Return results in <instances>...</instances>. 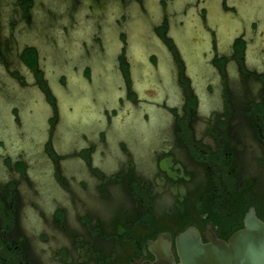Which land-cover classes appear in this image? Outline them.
Listing matches in <instances>:
<instances>
[{
  "label": "flooded vegetation",
  "instance_id": "flooded-vegetation-1",
  "mask_svg": "<svg viewBox=\"0 0 264 264\" xmlns=\"http://www.w3.org/2000/svg\"><path fill=\"white\" fill-rule=\"evenodd\" d=\"M248 218L264 0H0V264H211Z\"/></svg>",
  "mask_w": 264,
  "mask_h": 264
},
{
  "label": "water",
  "instance_id": "water-1",
  "mask_svg": "<svg viewBox=\"0 0 264 264\" xmlns=\"http://www.w3.org/2000/svg\"><path fill=\"white\" fill-rule=\"evenodd\" d=\"M158 254L159 259L155 264H174L167 245L162 244ZM184 254L189 264L188 256L191 257V252L185 251ZM225 254V260L213 261L211 264H264V223L248 218L246 226L237 233L234 243L226 246Z\"/></svg>",
  "mask_w": 264,
  "mask_h": 264
},
{
  "label": "rangeland",
  "instance_id": "rangeland-1",
  "mask_svg": "<svg viewBox=\"0 0 264 264\" xmlns=\"http://www.w3.org/2000/svg\"><path fill=\"white\" fill-rule=\"evenodd\" d=\"M9 11L8 12H6V13H4V17L3 18H6V17H8L9 16ZM4 45H7V44H4Z\"/></svg>",
  "mask_w": 264,
  "mask_h": 264
}]
</instances>
